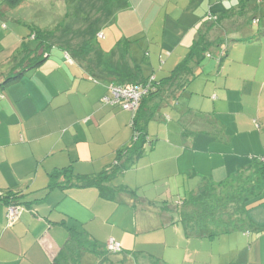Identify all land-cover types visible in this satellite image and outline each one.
<instances>
[{
  "label": "crops",
  "instance_id": "crops-1",
  "mask_svg": "<svg viewBox=\"0 0 264 264\" xmlns=\"http://www.w3.org/2000/svg\"><path fill=\"white\" fill-rule=\"evenodd\" d=\"M5 1L0 0V83L11 59L36 49L31 45L37 40L23 16H8L13 9ZM56 1L65 18L70 16L68 30L55 35L38 68L0 93V195L21 193L17 200L25 208L8 228L0 197V264H53L75 231L101 250L110 239L123 248L107 258L87 254L81 264H264V233H258L264 201L249 211L254 227L242 236L233 232L216 239H188L179 226L165 228L160 211L162 201L186 199L200 179L223 182L264 156V115L261 104L252 108L245 99L247 80L196 79L179 98L168 92L155 96L142 112L155 141L131 169L106 184L114 195L81 185L112 169L119 153L132 147V113L102 102L112 97L110 86L128 82L138 68L158 82L168 78L211 13L230 17L225 23L242 21L239 7L245 1L119 0L121 8L113 10V0ZM134 3L139 8L132 11ZM164 15V29L152 34ZM242 30L232 36H248ZM152 35L162 37L155 40L158 47H152ZM237 44L244 46L239 51H254V61L261 55L255 64L261 67L264 38Z\"/></svg>",
  "mask_w": 264,
  "mask_h": 264
},
{
  "label": "trees",
  "instance_id": "trees-1",
  "mask_svg": "<svg viewBox=\"0 0 264 264\" xmlns=\"http://www.w3.org/2000/svg\"><path fill=\"white\" fill-rule=\"evenodd\" d=\"M244 1L245 4L239 7L242 21L239 19V22L225 23V18L229 19L230 17L211 13V18H208L202 25L200 38L194 42L185 60L168 78L158 82L152 77H144L138 68V73L131 76L128 82L111 85L141 86L149 88V91L141 99L137 113L133 114L131 112L132 147L119 153L117 164L112 169L102 173L97 179L83 181L82 186H96L105 197L114 195L113 190L109 189L106 184L131 169L135 162L142 157L145 146L155 141H150L147 131L149 119L142 116L143 109L149 100L163 92H168L169 95L179 98L189 85L197 77H200L203 60L207 57L212 58L213 52L217 53L220 46L223 45L222 51L218 53L219 60L222 62L227 57L230 45L234 43H252L264 38V15L261 12L264 7V0H255L252 6L249 4L250 0H241V2ZM22 2L23 0H6L5 4L14 9L19 7ZM249 23L259 25V30L248 36H242V33H239L237 37L232 36L239 30L243 29L242 32H244ZM101 35L100 37L104 36L103 33ZM32 36L38 40V46L34 50H25L15 57V64L9 73L6 71L7 73L1 75L5 78L0 83V93L8 86L18 82L28 70L38 68L51 53L52 41L55 38L54 29L32 30ZM260 127V125H257L259 130H261ZM55 183L53 186H56ZM20 194L9 193L6 197L0 195L6 206L8 228H13L18 223L25 209L23 204L17 200L20 199ZM132 194L136 193L133 192ZM263 201L264 156L253 158L247 165L242 166L234 176L223 182L216 183L209 178L200 179L197 186L190 190L188 197L184 200L178 202L162 201L160 206L162 225L165 228L171 226L181 227L188 239H216L237 230L246 231L248 228L254 227V223L249 217V211ZM10 205L21 208L20 216L11 225L7 218ZM258 233L263 234L264 227H259ZM109 241L106 243L104 250H101L97 241L89 239L86 233L75 231V233L70 234L69 241L61 249L53 264H81V260L87 254H96L101 258H107L123 252L121 244L120 252L109 251Z\"/></svg>",
  "mask_w": 264,
  "mask_h": 264
},
{
  "label": "rangeland",
  "instance_id": "rangeland-1",
  "mask_svg": "<svg viewBox=\"0 0 264 264\" xmlns=\"http://www.w3.org/2000/svg\"><path fill=\"white\" fill-rule=\"evenodd\" d=\"M26 4L22 6V8H15L13 9V12L8 15L10 18H13V15L15 17L23 16V20H25V28L27 31L31 32L32 30H43L46 29H54L55 35L56 34H62L63 30H68L67 25L71 21H67L69 17L65 18L64 13L61 11V2H57L56 0H53V4H45V2H40L39 0H25ZM185 6H188V2L185 1ZM74 8V4L70 3V5ZM119 6V7H118ZM121 4H119V0H113L111 3V9L113 8L118 9ZM54 9V12L51 14V9ZM61 7V8H60ZM130 8L132 11H135L139 8L138 4L130 5ZM167 5H163V9L160 10V13L165 14ZM72 12V13H71ZM69 12V14H72L75 16L74 11ZM66 13V12H65ZM119 13V12H118ZM116 13V15H118ZM157 14V13H156ZM115 15V16H116ZM164 17L160 21H157V25L153 29L152 34H156L157 32L162 31L164 29ZM9 21V20H7ZM11 24V23H10ZM118 29V27H116ZM245 29L247 30V34H253L254 32H257L259 30V25L249 23ZM106 32V31H105ZM29 38V37H28ZM152 47H158L159 44L156 43L155 40L159 41L162 39L161 36H153L152 35ZM125 40V39H124ZM29 42H31V38L29 39ZM39 44L38 40H36L31 46L32 48H36ZM242 44L235 43L232 46V49L234 47L235 50L229 49L227 53V57L220 62L219 60V54L214 53L212 55V58H205L202 63V73L200 77H197V79H203L204 81H211V82H218L222 81V83L227 79L228 77L230 79L235 78H242L243 80H247L246 84L249 86L250 91L245 90V99L249 101V105L252 108L258 109V104H261V115H264V61L261 63V67H256L255 64L257 63V59L261 56L258 55L255 58V61L251 59V57L254 55V51H245L241 50L239 51V47ZM255 56V55H254ZM14 56L5 71L11 70L12 67V61L15 60ZM213 63V66L211 69H208V64ZM232 80L230 82H232ZM232 91L230 90V93ZM214 93V92H213ZM212 93V94H213ZM263 94V95H262ZM262 95V96H261ZM213 98H211V101ZM251 108H247L246 112ZM237 108H233L232 113L234 114ZM227 117H236L237 119H240V115H232L227 114ZM255 119L258 120V115H256ZM262 131H264V128H262ZM258 132V131H257ZM245 185V184H244ZM180 197H177V200ZM236 233L231 236H242L244 234V230H237ZM256 236H252L251 239H255Z\"/></svg>",
  "mask_w": 264,
  "mask_h": 264
},
{
  "label": "built area",
  "instance_id": "built-area-1",
  "mask_svg": "<svg viewBox=\"0 0 264 264\" xmlns=\"http://www.w3.org/2000/svg\"><path fill=\"white\" fill-rule=\"evenodd\" d=\"M110 91L112 92V97H104L102 100L104 104L120 106L124 111L136 114L141 99L148 93L149 88H143L141 86H110ZM20 214L21 208L19 206L10 205L8 207L7 218L10 225L18 219ZM108 249L109 251L117 253L121 251V245L116 240L111 239L108 243Z\"/></svg>",
  "mask_w": 264,
  "mask_h": 264
}]
</instances>
